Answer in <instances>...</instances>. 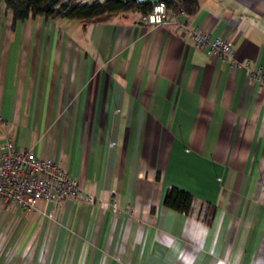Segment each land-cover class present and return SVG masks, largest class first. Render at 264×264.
Here are the masks:
<instances>
[{"label":"crops","instance_id":"obj_1","mask_svg":"<svg viewBox=\"0 0 264 264\" xmlns=\"http://www.w3.org/2000/svg\"><path fill=\"white\" fill-rule=\"evenodd\" d=\"M197 2L180 23L233 59L139 12L14 24L0 3V149L11 137L94 199L54 217L0 202V264H264V78L249 76L264 69V0ZM171 187L191 214L164 204Z\"/></svg>","mask_w":264,"mask_h":264},{"label":"built area","instance_id":"obj_2","mask_svg":"<svg viewBox=\"0 0 264 264\" xmlns=\"http://www.w3.org/2000/svg\"><path fill=\"white\" fill-rule=\"evenodd\" d=\"M167 1L178 4L176 10L169 9ZM180 17H188L187 12L180 6V0H161L153 5L150 13L142 16L141 21L147 25H163L175 23L182 26L185 32L192 35L197 47L207 49L208 55L233 59L231 42L225 39L212 40L203 29H189L180 23ZM252 80L264 78L261 66L250 69ZM0 116V121H2ZM81 183L70 177L69 173L55 161L39 157L32 151L19 149L11 137L6 138L0 149V202L13 205L25 212L36 211L42 202L52 203L54 210L59 211L67 199L85 198L89 202L93 197L84 195ZM111 207L118 212L119 203L114 198Z\"/></svg>","mask_w":264,"mask_h":264},{"label":"trees","instance_id":"obj_3","mask_svg":"<svg viewBox=\"0 0 264 264\" xmlns=\"http://www.w3.org/2000/svg\"><path fill=\"white\" fill-rule=\"evenodd\" d=\"M4 4V12L11 14L14 24L30 18L42 16L51 19H71L79 21L103 20L107 17L128 12H139L142 16L151 12L153 5L142 0H0ZM169 9L176 10L178 4L167 1ZM180 6L188 15L198 9L197 0H180ZM164 204L179 213L191 214L194 210L195 199L192 194L182 189H168ZM211 208L204 214L203 220L210 222Z\"/></svg>","mask_w":264,"mask_h":264},{"label":"rangeland","instance_id":"obj_4","mask_svg":"<svg viewBox=\"0 0 264 264\" xmlns=\"http://www.w3.org/2000/svg\"><path fill=\"white\" fill-rule=\"evenodd\" d=\"M86 2H91V1H94V0H85Z\"/></svg>","mask_w":264,"mask_h":264}]
</instances>
